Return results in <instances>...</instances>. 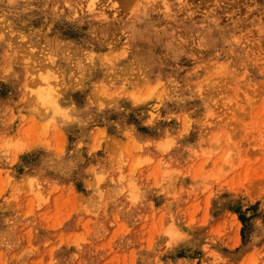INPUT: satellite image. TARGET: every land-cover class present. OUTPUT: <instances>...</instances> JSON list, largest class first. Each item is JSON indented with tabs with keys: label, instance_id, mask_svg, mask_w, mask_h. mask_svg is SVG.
Returning a JSON list of instances; mask_svg holds the SVG:
<instances>
[{
	"label": "rangeland",
	"instance_id": "rangeland-1",
	"mask_svg": "<svg viewBox=\"0 0 264 264\" xmlns=\"http://www.w3.org/2000/svg\"><path fill=\"white\" fill-rule=\"evenodd\" d=\"M0 264H264V0H0Z\"/></svg>",
	"mask_w": 264,
	"mask_h": 264
},
{
	"label": "bare ground",
	"instance_id": "bare-ground-1",
	"mask_svg": "<svg viewBox=\"0 0 264 264\" xmlns=\"http://www.w3.org/2000/svg\"><path fill=\"white\" fill-rule=\"evenodd\" d=\"M48 86H50V84L48 83Z\"/></svg>",
	"mask_w": 264,
	"mask_h": 264
}]
</instances>
